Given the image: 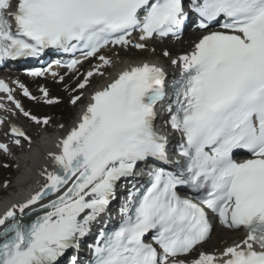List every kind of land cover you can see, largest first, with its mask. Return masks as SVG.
Segmentation results:
<instances>
[{"label":"snow or ice","instance_id":"snow-or-ice-1","mask_svg":"<svg viewBox=\"0 0 264 264\" xmlns=\"http://www.w3.org/2000/svg\"><path fill=\"white\" fill-rule=\"evenodd\" d=\"M190 14L200 29L219 23L223 31L207 32L171 60L180 75L170 88L162 68L133 62L93 92L59 154L49 153L56 170L42 173L43 187L0 216V264H59L70 251L76 254L68 264H81V243L117 198L118 181L149 161L159 163L145 184L128 190L119 224L104 221L87 245V264H264V0H0V62L54 49L79 53L83 59L60 65L77 70L94 58L99 63L83 74V90L113 65L102 50L144 49L129 39L133 33L140 41L178 35ZM12 91L0 80V93L40 124ZM165 102L166 123L180 136L174 155L155 125ZM11 133L29 139L15 126ZM0 150L9 147L0 143ZM238 150L251 158L238 162ZM209 212L228 228L242 227L246 238L219 256L182 259L209 238Z\"/></svg>","mask_w":264,"mask_h":264},{"label":"bare ground","instance_id":"bare-ground-1","mask_svg":"<svg viewBox=\"0 0 264 264\" xmlns=\"http://www.w3.org/2000/svg\"><path fill=\"white\" fill-rule=\"evenodd\" d=\"M199 36L197 32H189L188 38L194 39V37ZM138 57L136 58H129V61L121 60L120 62H116L114 66L112 65V70L109 74L113 72H119L124 70L126 67L129 66L131 63H143L147 62L150 64H154L151 59L147 56L143 59L139 57L138 54H136ZM114 62H115V58ZM112 59V60H113ZM57 65V64H55ZM105 79L100 81L97 84V87H103L106 86ZM84 103V100H83ZM27 105V104H25ZM79 109L77 110L72 117L71 121L64 125L57 126L55 129L49 130L48 132H42L39 130V127H32L31 129H34L35 132H32V139L33 142L30 144L28 148H25L22 151H17L15 154L10 156V159L14 162V165H18V169L16 174L12 176L11 180L9 181V188L12 190L9 195H6V198H0V212L2 208V204L5 203L6 199L20 201L23 199V196L30 190L37 188L40 185L39 177L42 176V173L48 172L51 168V157L49 156V153H56L57 152V145L58 140L57 137L59 134L64 131L65 129H70L75 126V122L78 120L77 113ZM63 126V127H61ZM219 237L216 241L208 242L207 245L213 249L217 244H214L219 239L222 240L224 237L228 238L229 236H232L231 239L229 238L230 242L226 243L223 242L222 246L223 248L226 246H230L233 244H237L241 241V239L244 237V235L240 234L239 232H229L226 230H218ZM223 237V238H222ZM225 238V239H226ZM226 241V240H225ZM212 243V244H211Z\"/></svg>","mask_w":264,"mask_h":264},{"label":"rangeland","instance_id":"rangeland-1","mask_svg":"<svg viewBox=\"0 0 264 264\" xmlns=\"http://www.w3.org/2000/svg\"><path fill=\"white\" fill-rule=\"evenodd\" d=\"M180 46H182V45H180ZM164 48V46L163 47H161V49H163ZM171 49H172V52L174 53V54H177L178 53V48H177V46H174V47H171ZM149 57L152 61H154V62H159V61H164V58L163 57H161V54H160V51H159V57H160V60H157V58H155L152 54H151V52L150 51H147V52H144V54L141 56V58L143 57ZM59 106H65L66 108L62 111L63 113H64V115H62V117L60 118V119H58V118H53V124L52 125H54L55 127H57L58 126V124H62V123H68L71 119H72V117L74 116V114H75V111H76V109H74V108H69L67 105H66V103H63V104H61V105H59ZM30 110L32 111V112H35L37 115L38 114H41V115H50L51 117H52V115H51V113L53 112V109H51V108H41V109H39V107H33L32 105H30ZM69 120V121H68ZM11 172H12V176H14V174H16V173H14L15 171H14V169H11ZM0 183H1V181H3L4 179H7L8 177H9V174L7 173V172H5V171H3V170H0ZM231 237L232 236H229L228 238H226V239H222V240H218L217 242H215L214 244H217L215 247H213V248H217V247H220V246H222V244H220L221 243V241H224L225 242V244L226 243H228V242H230V240H229V238L231 239ZM226 240V241H225ZM212 244V243H211ZM223 248V247H222Z\"/></svg>","mask_w":264,"mask_h":264}]
</instances>
